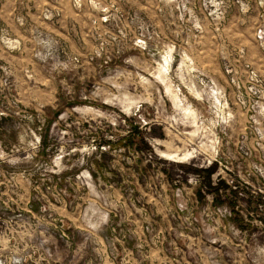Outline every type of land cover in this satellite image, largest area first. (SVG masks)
<instances>
[{"label":"rangeland","instance_id":"rangeland-1","mask_svg":"<svg viewBox=\"0 0 264 264\" xmlns=\"http://www.w3.org/2000/svg\"><path fill=\"white\" fill-rule=\"evenodd\" d=\"M0 264H264V0H0Z\"/></svg>","mask_w":264,"mask_h":264},{"label":"trees","instance_id":"trees-1","mask_svg":"<svg viewBox=\"0 0 264 264\" xmlns=\"http://www.w3.org/2000/svg\"><path fill=\"white\" fill-rule=\"evenodd\" d=\"M211 172V171H210ZM210 175V174H209Z\"/></svg>","mask_w":264,"mask_h":264}]
</instances>
